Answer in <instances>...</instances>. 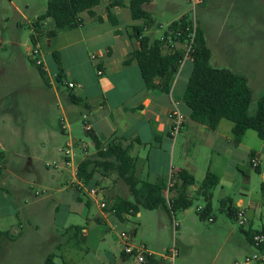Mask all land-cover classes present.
Instances as JSON below:
<instances>
[{
    "label": "rangeland",
    "instance_id": "obj_1",
    "mask_svg": "<svg viewBox=\"0 0 264 264\" xmlns=\"http://www.w3.org/2000/svg\"><path fill=\"white\" fill-rule=\"evenodd\" d=\"M46 2L47 0H0V147L2 139L5 138L4 133H1L3 123H9L12 125L11 129L17 132L14 133L17 137L12 148L17 149L20 156H11L12 161H17L24 153L21 149L22 130H25L24 136L28 140L33 137L35 140L36 132L40 131L44 134L45 141L49 142L43 152L37 142L30 144L32 152L38 156L37 168L40 169L42 180L33 186L32 190L38 192L36 197L29 193L19 194L21 203L18 205L17 215L0 220V230H9L14 225L19 231V237L10 243L12 255L5 257L0 253V264H43L45 255L50 251L57 253L55 261H64L65 264H143L133 254L122 257L117 236L120 231L129 235L132 244L146 245L154 252L157 264H255L244 261L245 256L249 255L247 250L250 247L240 229L245 225H240L238 219L235 220L220 211L218 200L214 198L211 219L200 220L195 209L203 204V200L193 187L189 188L192 204L182 220L183 211L180 210L169 217L161 209L149 211L140 208L141 214H127L125 219L114 221L115 224L109 226V220L114 219L113 216H109V219L99 216L98 220L92 217L98 214L95 204L90 206L87 219L80 215V204L85 203V195L76 187L65 188L64 179L69 181L74 180V177L69 167L64 165L62 151L57 149L58 141L67 137L66 132L61 131V126L71 124V134L86 144H89L90 139L83 131L79 117L81 104L65 100L68 92L74 93L76 89H68L64 80H56L57 62L52 56V50L57 49L66 37L75 39L78 29L61 33L64 35H60L58 39L41 36L38 43L33 45L30 39L31 21L45 11ZM143 7L153 19L147 33L154 37H159L172 19H178L183 14L187 18H194L196 24L204 29L205 40L211 52L209 64L214 67H230L228 58L223 54L222 45L229 34L240 33L245 14L250 18L252 11L258 13L264 42V0H198L197 3L194 0H152ZM45 23L41 26L44 31L51 27L52 20L46 18ZM50 39L51 44L48 41ZM185 43H182L184 49ZM34 46L39 49L35 56L42 61L48 74V84L43 82L37 67L29 60L33 56L31 49ZM58 54L60 60L72 65L81 77L85 75L87 65L93 59L92 53L90 60L87 55L81 57L77 54L70 58L63 53L64 58H61L60 53ZM188 59L185 60L182 76L190 67ZM91 66L92 70L97 71L96 67L92 64ZM260 81L259 85L253 86V100L249 112L254 110L256 98L264 92V78ZM67 106H72L75 110L69 113L66 111ZM15 121L22 122V127H17ZM6 154L8 153H3L1 161ZM253 172L251 169L253 177L249 182L250 188L260 191L262 182ZM27 174L31 177L30 181L37 176L34 172ZM112 174L116 175L114 172ZM94 177L97 180L96 175ZM90 182H94V179ZM28 185V182H23L22 187L32 194ZM75 193L81 201L74 200ZM24 198L27 203L23 202ZM33 199L47 205L40 208V211L27 213ZM9 204L10 197L6 204L1 203L0 211ZM56 205L58 208L54 210ZM156 212H161L162 217H157ZM69 224L87 228L86 233L80 228L78 246L72 241L65 242L66 236L62 231ZM172 246L177 250L172 261L158 255H163L165 249Z\"/></svg>",
    "mask_w": 264,
    "mask_h": 264
},
{
    "label": "crops",
    "instance_id": "obj_2",
    "mask_svg": "<svg viewBox=\"0 0 264 264\" xmlns=\"http://www.w3.org/2000/svg\"><path fill=\"white\" fill-rule=\"evenodd\" d=\"M109 2L110 0H100L98 4L92 6L93 15L86 10L81 11L79 13L81 22L79 26L73 28L78 29L75 39L66 37L64 42L57 49H54L60 53L61 58H64V54L70 58L79 54L81 57L87 55L90 60V53H95L96 57L92 59L91 64L102 70L98 74L97 71L92 70L89 63L85 75L81 77L72 65L61 60L64 83L66 80L72 81L74 86L71 88L76 89L74 94L82 98L79 117L83 131L85 133L91 132L100 144L114 138L117 139V142L128 143L129 154L136 162V173L142 179L153 181L159 175L168 178L176 173L179 168L184 167L193 174L195 184L192 187L196 189L197 194H200L198 184L205 173L212 171L218 174L219 183L213 189L212 200L213 198L219 200L224 196H229L232 199L237 210L242 211L246 219L245 226L240 227L244 237L246 230L264 228V138H260L255 130L247 129L241 140L235 142L232 137V122L230 120L220 119L216 128L209 129L206 125L189 117V108L184 102L183 91L192 67L190 57H188L190 67L182 76L187 58L182 61L171 80L168 92L159 87L146 89L136 61L132 60L128 64H123L128 52L139 46L137 37L132 33V26L142 24L143 20L130 17L129 0H119V4L113 6H109ZM147 4L149 2L143 6ZM173 20L175 19L168 21L167 29L168 24ZM112 21L116 24H113ZM167 29L159 35V38ZM66 31L58 32L54 38H60V35H64L61 33H66ZM147 31L148 27H145L144 32L147 33ZM35 37L37 44L39 36L35 34ZM48 41L51 44V39ZM182 43L184 42L177 41L175 47L184 49ZM263 44V27L258 20V13L252 11L250 18L246 14L243 16L240 33L229 34L222 45L223 54L228 58L227 63L230 66L228 68L243 74L247 78L251 91L253 86L259 85L262 77L264 78ZM166 51V48H162V52ZM156 81L157 79H155ZM173 108H177L184 118L182 130L176 134L171 131V110ZM74 110L75 108L72 106L66 108L69 113ZM14 124L17 127H22V122L15 121ZM87 125L90 126L89 129H86L85 126ZM66 126L62 125L61 131L66 132L67 137L58 141L57 149L62 151L64 165L69 167L74 180L67 181L64 179L65 188L80 187L84 195L90 198L88 206L85 203L80 204L82 217L87 219L90 206L95 204L98 214L92 217L98 220L99 216L104 219L113 216L115 220H109V226H113L114 221H121L122 219L105 208L101 209L98 202L88 195L86 188L96 185L95 183L86 185L76 175L78 162L95 152L94 148H90V146L93 147V141L87 133L90 139L89 144L76 139L71 134V124H66ZM1 127V133H4L5 138L2 139V146L0 147V205L1 203L6 204L10 197V204L0 211V220H4L17 215L18 205L21 203L19 194L29 193L37 196V190L32 189L39 180H42V177L40 176V169L37 168L38 156L32 152L33 148L30 144L37 142L40 144L41 152H43L46 143H48V147L49 142L45 141V136L40 131L36 132L35 140H33L34 137L28 140L24 136L25 130H22L21 149L22 152L24 150V153L17 161H12L11 156L16 154L20 156L19 151L12 148L17 137L14 136V133L17 132L11 129L12 125L9 123H3ZM63 148L67 152L63 151ZM5 152L8 154L1 161ZM252 157L256 160L254 166L250 163ZM76 158L77 161L75 162ZM239 167L244 169L248 177L243 175ZM251 169L262 182L260 191L250 188L249 182L253 177ZM27 172L36 173V178H32L30 181L29 178L31 177H28ZM94 175L99 180V184L96 186L99 189L98 195L102 198L112 200V196L116 193L128 196L124 183L112 172L105 176H102L100 172H95ZM23 182L29 183L28 188L33 192L32 194L22 187ZM167 193L165 192V194ZM73 196L74 200L81 201L76 193ZM23 202L27 203L25 198ZM41 202L38 199H33L27 213L40 211V208L47 205L44 202L41 204ZM57 208L58 205L54 206V210ZM160 211L166 214L163 209ZM182 211L181 220L186 217L188 208ZM156 213L157 217H162L161 212ZM136 214H141V210L137 211ZM14 227L13 225L11 229H6L11 237H0V253L5 257L12 255L10 243L19 237L18 229ZM81 228L84 233L87 232L86 227ZM230 231L235 234L233 230L230 229ZM245 239L250 245L247 253L251 254L256 248L246 237ZM143 246L147 251L154 254L146 245ZM158 255L162 256V259L165 257L161 253Z\"/></svg>",
    "mask_w": 264,
    "mask_h": 264
},
{
    "label": "trees",
    "instance_id": "obj_3",
    "mask_svg": "<svg viewBox=\"0 0 264 264\" xmlns=\"http://www.w3.org/2000/svg\"><path fill=\"white\" fill-rule=\"evenodd\" d=\"M151 0H129L128 9L132 19H142V24L132 26V33L137 37L139 46L130 50L123 60V64H128L135 60L139 73L146 89L159 87L168 92L173 76L179 69L185 53L184 49L175 48L170 52H162V41L159 37H154L145 33V27H149L153 19L149 12L143 7ZM100 0H47L45 11L39 14L31 23L32 33L30 39L32 44H36L37 34L39 37L46 36L53 38L60 31L73 29L80 24L79 13L83 10L93 15L91 7L98 4ZM119 4V0H110L109 6ZM108 7V6H107ZM110 17V14H108ZM46 18L52 20L51 27L42 30L43 21ZM113 24H116L112 21ZM181 29L178 40L189 41L192 31V21L183 14L180 18L168 24L167 31L172 32ZM118 31V30H115ZM188 43V42H187ZM189 55L192 62L191 71L188 76L183 99L189 108V117L206 125L209 129L216 128L220 119H228L232 122V137L235 142L241 140L247 129L256 131L260 138H264V92L255 100L254 110L249 112L252 102V91L247 82V78L226 67H214L209 64L211 52L207 46L204 29L196 24L194 36L191 41ZM52 56L57 62L56 80L63 82V71L61 60L57 50H52ZM39 71L44 83L48 84L46 70L42 63H36L35 57L29 58ZM155 79L157 81L155 82ZM66 87L69 89L66 84ZM67 100L73 103H80L82 98L69 91ZM93 141L95 152L82 158L76 166V175L86 185L99 184V180L94 177L95 172H100L102 176L114 172L116 177L124 183L128 196L116 193L112 196L114 215L120 219H125L127 214H134L140 208L152 210L163 209L169 217L176 211L189 208L192 204V197L189 188L195 184L194 176L186 168H179L176 173L168 178L163 175L157 176L153 181L140 178L136 173V162L129 154L128 143L117 142L116 138L104 144L96 139L91 132H86ZM104 147V149H103ZM245 177L248 174L239 167ZM94 182H90L91 179ZM219 183V175L207 171L198 184L200 196L203 204L195 209V213L200 220L211 217L213 189ZM82 191L80 187L77 188ZM165 192H168L165 194ZM84 193V192H83ZM171 193V194H170ZM85 204L88 206L90 198L85 196ZM219 210L229 217L237 220V208L229 196H224L218 200ZM81 226L71 224L65 227L62 234L65 242L72 241L78 246V232ZM245 237L253 244L250 231H245ZM11 237L7 230H0V237ZM58 248V245L56 246ZM264 250V247H262ZM128 254L122 251L125 258ZM57 253L48 252L43 264H65L64 261H55ZM143 264H157L154 254H147Z\"/></svg>",
    "mask_w": 264,
    "mask_h": 264
},
{
    "label": "built area",
    "instance_id": "obj_4",
    "mask_svg": "<svg viewBox=\"0 0 264 264\" xmlns=\"http://www.w3.org/2000/svg\"><path fill=\"white\" fill-rule=\"evenodd\" d=\"M197 2H198V0H194V3H197ZM191 21H192V31L189 34V36H190L189 41H186V43H185L186 48L184 49L185 53L183 56V60L185 58L190 57L189 50H190L192 38L194 36V27L196 25L194 18L191 19ZM180 32H181V29H178L177 31H175L174 35H172V32H167L166 34H163L160 37V39L162 41V48H166L167 49L166 52H170V51L174 50L175 48H177V47H175V44L177 41H179L177 36H179ZM38 52H39V49L36 46H34L31 49V54L33 55V57H35L36 63H42L40 58L35 56V54ZM166 52H164V53H166ZM95 57H96V55L92 53L91 58H95ZM101 72H102L101 68L97 67V73L100 74ZM65 83L67 84L68 87L74 86V83L70 80H66ZM171 119H172L171 131L173 134H176L178 131H180V129L183 126V120H184L183 114L177 108H173L171 110ZM85 127H86V129L90 128L89 125H87ZM103 149H104V147H103ZM62 150L67 152V150L64 148ZM250 163L253 166L256 165V160L254 157H252L250 159ZM98 191H99V189L96 185H92V186L86 188V192L88 193V195L93 197L98 202V205L101 209L105 208L110 212H114L113 200L102 198L101 196L98 195ZM208 219L210 220L211 217H208ZM237 219H238V223L240 225H243L246 223V219H245V216H244L242 211H237ZM250 233H251V240H252L253 245L256 248V250L253 253L245 256L244 261H245V263L264 262V250L262 249V247H264V228H261L258 230H252V231H250ZM117 236H118L119 242L121 244L120 245L121 250L126 254L135 255L140 262H143L146 259L145 256L150 253L149 251L146 250V248L144 246L132 244L129 241V238H130L129 235L126 232L120 231ZM176 253H177L176 248L174 246H172V247L165 249V253L163 254V256H165L167 259L172 261L174 256L176 255ZM170 264H173V262H171Z\"/></svg>",
    "mask_w": 264,
    "mask_h": 264
},
{
    "label": "water",
    "instance_id": "obj_5",
    "mask_svg": "<svg viewBox=\"0 0 264 264\" xmlns=\"http://www.w3.org/2000/svg\"><path fill=\"white\" fill-rule=\"evenodd\" d=\"M32 55V54H31ZM147 258V255L145 256Z\"/></svg>",
    "mask_w": 264,
    "mask_h": 264
}]
</instances>
